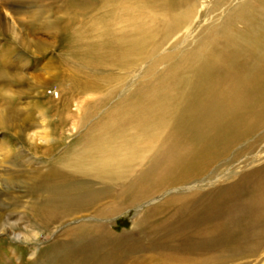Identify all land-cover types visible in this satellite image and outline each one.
Returning <instances> with one entry per match:
<instances>
[{"label": "rangeland", "instance_id": "374dc122", "mask_svg": "<svg viewBox=\"0 0 264 264\" xmlns=\"http://www.w3.org/2000/svg\"><path fill=\"white\" fill-rule=\"evenodd\" d=\"M0 7L1 24L6 16L17 28L0 29V110L17 118L0 127V173L13 169L3 159L7 148L28 158L15 171L26 172V179L44 176L73 163L112 117H134L161 104L179 111L232 74L218 91L230 90L232 78H244L254 61L263 66L257 73L264 71V57L245 46L264 31V0H0ZM172 123L164 129L168 139L174 136ZM262 133L264 128L230 151L232 158L221 166L223 178L264 165V137L255 141ZM246 145L251 148L233 160ZM74 172L105 182L90 172ZM2 190L0 179V215L13 209L19 218L17 212L30 211L34 198L22 192L17 202ZM101 204L107 211L114 207L110 199ZM147 207L114 214L110 229L131 232ZM95 214L81 211L53 224L51 233L39 230V244L13 242L0 230L1 264H25L29 252ZM257 249L232 264H264V243Z\"/></svg>", "mask_w": 264, "mask_h": 264}, {"label": "bare ground", "instance_id": "6f19581e", "mask_svg": "<svg viewBox=\"0 0 264 264\" xmlns=\"http://www.w3.org/2000/svg\"><path fill=\"white\" fill-rule=\"evenodd\" d=\"M4 20L0 29L3 25L15 32V21L6 16ZM263 38L264 31L245 46L264 57ZM260 65V60L254 61L245 77L232 78V88L222 94L218 90L232 74L225 76L224 82L204 89L179 111L161 104L134 117H112L73 163L44 176L26 179V172L14 168L26 163L27 156L3 150L4 161L13 169L0 173L6 192L2 191L17 202L23 192L34 204L25 214L17 212L19 218L13 217V209L2 213L1 231L10 236L51 233L53 224L74 214L96 212L88 221L67 227L61 238L25 264H232L258 252L264 243V165L229 178L220 171L233 148L264 128ZM16 119L0 110V127ZM171 123L175 132L168 139L164 129ZM263 137L264 133L255 141ZM250 148L239 149L233 160ZM136 168L140 170L134 175ZM74 171L93 173L105 182ZM106 199L114 203L109 211L101 204ZM132 206L149 207L135 217L131 232L110 229L108 219Z\"/></svg>", "mask_w": 264, "mask_h": 264}, {"label": "clouds", "instance_id": "9594fccd", "mask_svg": "<svg viewBox=\"0 0 264 264\" xmlns=\"http://www.w3.org/2000/svg\"><path fill=\"white\" fill-rule=\"evenodd\" d=\"M10 239L16 243H23L25 245L29 243L39 244L41 242V233L39 231H33L31 235L17 234L15 236H10ZM38 253V248L34 249L29 253L28 259H35Z\"/></svg>", "mask_w": 264, "mask_h": 264}]
</instances>
